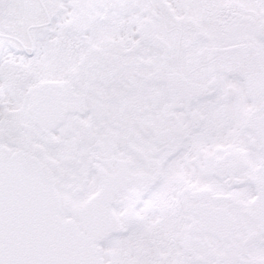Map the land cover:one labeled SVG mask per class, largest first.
Masks as SVG:
<instances>
[{
  "label": "snow or ice",
  "instance_id": "6c2138e0",
  "mask_svg": "<svg viewBox=\"0 0 264 264\" xmlns=\"http://www.w3.org/2000/svg\"><path fill=\"white\" fill-rule=\"evenodd\" d=\"M0 264H264V0H0Z\"/></svg>",
  "mask_w": 264,
  "mask_h": 264
}]
</instances>
